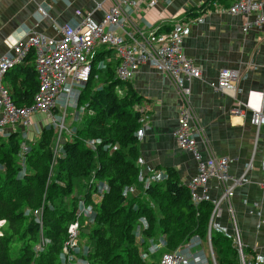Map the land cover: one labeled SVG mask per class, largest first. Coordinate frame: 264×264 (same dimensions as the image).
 I'll return each mask as SVG.
<instances>
[{"label":"trees","instance_id":"obj_1","mask_svg":"<svg viewBox=\"0 0 264 264\" xmlns=\"http://www.w3.org/2000/svg\"><path fill=\"white\" fill-rule=\"evenodd\" d=\"M104 54L98 52L94 62ZM97 64L80 91L75 111L83 110L66 126L69 133L58 135L49 123L29 142L21 127L0 136V264H158L161 253L183 247L193 235L207 239L212 203L194 206L171 169L158 171L166 177L152 179L155 171L148 179L140 175L139 96L112 77L117 60L103 68ZM35 78L27 71L26 86L10 96L17 107L32 104ZM94 140L99 141L94 148L86 144ZM97 185L105 187L101 197ZM80 202L91 207L90 214L77 217ZM76 219L77 249L65 251L68 227ZM229 238L211 232L216 264H235ZM152 245L159 246L151 255L159 254L156 261L141 257Z\"/></svg>","mask_w":264,"mask_h":264},{"label":"crops","instance_id":"obj_2","mask_svg":"<svg viewBox=\"0 0 264 264\" xmlns=\"http://www.w3.org/2000/svg\"><path fill=\"white\" fill-rule=\"evenodd\" d=\"M116 1L0 0V56L14 55L15 47L25 40L28 32L58 39L59 26L78 23L87 14L98 22ZM235 1L159 0L154 7L134 1L123 11L121 28L114 31L127 44L134 45L133 41L138 40L156 48L171 31L179 29L184 37V55L201 71L200 79L184 84L189 88L188 99L181 96L177 83L148 63L138 66L126 81L139 96L135 109L141 113L137 161L140 175L148 179L154 171L171 169L183 185L195 175L197 166L192 154L180 149L173 137L179 109L188 105L193 113L191 130L199 150L204 155L229 158L227 184L241 178L229 201L232 215L227 213V203L215 213L214 234L230 233L232 239L233 222L246 253L264 257V188L261 185L264 144L254 142L251 111L243 105L249 96L251 103L259 96L264 109V22L245 27L246 22L257 19L258 13L231 14L228 9ZM256 1L262 2L264 15V0ZM98 52L105 54L94 62ZM30 57L32 53L3 78L2 85L10 96H17V89L26 86V72H33ZM115 60L118 61L113 50L96 46L94 64L103 68L105 63L112 64ZM222 69H232L238 74L232 91L222 92L210 86ZM140 185L142 188V182ZM221 187L214 179L208 182L210 201L218 198ZM206 243L207 239L201 242L200 248L206 250Z\"/></svg>","mask_w":264,"mask_h":264},{"label":"built area","instance_id":"obj_3","mask_svg":"<svg viewBox=\"0 0 264 264\" xmlns=\"http://www.w3.org/2000/svg\"><path fill=\"white\" fill-rule=\"evenodd\" d=\"M134 1L145 3L146 7H154L159 0H117L107 12H103L98 22L90 18L87 14L78 23H66L59 26L60 38L54 39L38 32H28L25 40L15 47L14 55L4 53L0 56V136L7 137L8 132L15 131L21 127L26 131L34 127L36 134L39 132L33 121L35 114L43 115L45 120H49L58 127L60 132L69 133L64 126V117L70 104V99L75 94V100L79 92L88 82L90 77V61L95 55L96 46H103L115 52L118 59V66L115 69L116 78L121 82L129 81L134 71L143 63L152 65L158 72L177 83L181 96H189V88L184 84L191 79H200V69L183 53V32L175 29L169 33L156 48H151L146 43L134 40V45L127 44L126 39L115 33L114 29L122 26V15L124 9L128 8ZM212 1V0H209ZM261 3L256 0H236L228 9L231 14L243 13L251 15L258 13L257 19L253 23L246 22L245 27L250 25L259 26L264 22V15L261 12ZM33 54V71L37 78V90L31 105L17 107L8 91L2 85L5 75L15 65L25 60ZM89 57V60L85 61ZM93 63V62H92ZM238 74L232 69H222L217 80L210 83V86L222 92H229L234 89ZM251 103L250 96L243 103L244 108L251 111V123L255 128L254 142L262 141L264 144V109L262 98L257 96ZM76 103L71 104V108L76 107ZM57 109L59 114L52 113ZM83 109L81 108L80 111ZM234 112L241 113L240 110ZM58 115H62L59 117ZM192 110L188 105H182L178 112L177 126L173 132L176 145L192 154L197 166V172L186 184L194 206L202 202L210 201L207 197L208 182L212 179L217 181L221 187V193L212 203V214L210 221L216 215L222 204L228 205L227 213L232 215L229 205L235 186L241 183V178L232 179L228 182L229 158L225 156L212 157L204 155L198 148L194 130L192 128ZM98 140L87 141L86 144L94 148ZM22 152L27 151L25 144L21 145ZM166 175L155 171L152 179ZM148 183V181L146 180ZM261 185L264 188V163ZM97 191L101 197L105 189L103 185H97ZM91 213V207L85 206L83 202L79 204L77 217ZM34 215H41V211L34 212ZM211 222L209 228L211 227ZM40 223V221H39ZM2 221H0V226ZM233 235L232 244L238 255V262L235 264H264V257L255 256L253 252L246 253L244 245L239 237V231L232 222ZM68 238L63 250H76L78 237V220L76 219L68 227ZM210 232L208 231L206 253L200 248L201 240L198 235H193L186 241L183 247L172 252L161 253L158 264H216L213 249L210 242ZM45 241L37 246L39 249ZM159 246L152 245L148 248L158 249ZM154 250L152 253H154ZM144 259L147 258L143 253ZM142 257V255H141ZM65 259V256L61 257ZM72 259L71 256H66Z\"/></svg>","mask_w":264,"mask_h":264},{"label":"rangeland","instance_id":"obj_4","mask_svg":"<svg viewBox=\"0 0 264 264\" xmlns=\"http://www.w3.org/2000/svg\"><path fill=\"white\" fill-rule=\"evenodd\" d=\"M87 60H89V57L88 58H86L85 59V61H87ZM91 64H92V61H90V66H91ZM80 93V92H79ZM74 103H76V100H75V94L72 96V99H70V104H69V106H68V108H67V110H66V113H65V117H64V126H69V125H72V123H73V120L77 117V116H79V113H80V111H79V109H77V111H75V108H71V104H74ZM73 107V106H72ZM58 110L56 111V115L58 114ZM59 117H62V115H58ZM33 121H34V123L36 124L35 126H37L36 127V129H40V128H43V127H47L48 125H49V123L50 124H52V122L51 121H49V120H45L44 119V117H43V115H41V114H35L33 117ZM36 120V121H35ZM42 122L41 123V125L39 124V122ZM34 127H31L30 129H28L27 131L25 130L24 131V135H23V139L25 140V142L27 141V142H29V141H32L31 139H33V138H35L34 137V135L36 134V132H34ZM22 131H23V129H21ZM64 133V132H63ZM4 140V139H3ZM56 149V148H55ZM139 188H140V186L139 185H137ZM136 186V187H137ZM142 189V188H141ZM233 193H234V191H233ZM233 196V195H232ZM231 196V197H232ZM212 210H213V208H212ZM29 213H30V211H27V210H25L24 211V216L25 217H29ZM211 214H212V211H211ZM211 216V215H210ZM214 219V218H213ZM212 219V222L210 221V218H209V220H208V224H207V232H206V237H208V231L210 232H212V234H214L215 233V226H216V220L214 219L213 220ZM210 222H211V227H210V229H208L209 228V224H210ZM211 232H210V234H209V236H211ZM223 235H225V234H223ZM226 236H228V237H230L231 236V234L229 233V235H226ZM201 239V238H200ZM230 239V238H229ZM204 240L203 239H201L200 241H199V243H201V242H203ZM151 249L152 248H150V250L148 251V249H147V251H145V252H142L141 254H142V258H144L143 257V253H146V255H147V260H150V258H151V255H152V252L154 251V250H156V249H153L152 251H151ZM235 249V248H234ZM158 250V249H157ZM156 250V251H157ZM204 253H206V250H205V247H204ZM119 251H122V252H124L125 253V251H123V250H119ZM235 252H236V250H235ZM158 256H159V254H157L156 255V257L153 259V258H151V260L153 259V261H156V258H158ZM238 262V255H237V252H236V261H235V263H237Z\"/></svg>","mask_w":264,"mask_h":264},{"label":"bare ground","instance_id":"obj_5","mask_svg":"<svg viewBox=\"0 0 264 264\" xmlns=\"http://www.w3.org/2000/svg\"><path fill=\"white\" fill-rule=\"evenodd\" d=\"M56 111H57V109H54V110L52 111V113L56 115ZM40 132H41V130L39 131V134H40ZM39 134H38V135H39Z\"/></svg>","mask_w":264,"mask_h":264}]
</instances>
